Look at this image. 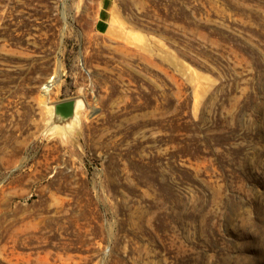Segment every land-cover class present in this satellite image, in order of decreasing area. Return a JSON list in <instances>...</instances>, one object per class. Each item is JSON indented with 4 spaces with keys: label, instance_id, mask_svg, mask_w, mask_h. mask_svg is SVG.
Masks as SVG:
<instances>
[{
    "label": "rangeland",
    "instance_id": "374dc122",
    "mask_svg": "<svg viewBox=\"0 0 264 264\" xmlns=\"http://www.w3.org/2000/svg\"><path fill=\"white\" fill-rule=\"evenodd\" d=\"M0 264H264V0H0Z\"/></svg>",
    "mask_w": 264,
    "mask_h": 264
},
{
    "label": "clouds",
    "instance_id": "9594fccd",
    "mask_svg": "<svg viewBox=\"0 0 264 264\" xmlns=\"http://www.w3.org/2000/svg\"><path fill=\"white\" fill-rule=\"evenodd\" d=\"M44 107L47 108V111L42 118L41 127L39 129V135L41 137L47 138L50 130L54 127L57 131L63 132L65 141L72 140L78 134L83 123V118L80 115L76 114L70 119L65 120L56 114L54 105H49L48 102L45 101ZM80 110H84V106H81Z\"/></svg>",
    "mask_w": 264,
    "mask_h": 264
},
{
    "label": "trees",
    "instance_id": "16d2710c",
    "mask_svg": "<svg viewBox=\"0 0 264 264\" xmlns=\"http://www.w3.org/2000/svg\"><path fill=\"white\" fill-rule=\"evenodd\" d=\"M243 109V107L241 108ZM240 109V110H241ZM187 120L186 117H182L181 115H179V118H178V122L180 124V128L184 125V122ZM194 124V123H193ZM179 132H182L181 130H179ZM192 141L188 142V141H184V142H179V145L180 147L184 148V149H191V151L199 154V155H202L201 154V151H202V146L203 144L199 143V140H196V139H191ZM188 144V145H187ZM205 145V144H204ZM208 145V144H206ZM220 147H224V145H219Z\"/></svg>",
    "mask_w": 264,
    "mask_h": 264
},
{
    "label": "bare ground",
    "instance_id": "6f19581e",
    "mask_svg": "<svg viewBox=\"0 0 264 264\" xmlns=\"http://www.w3.org/2000/svg\"><path fill=\"white\" fill-rule=\"evenodd\" d=\"M55 82H56V80L53 79V78H51L50 80L47 81V85H46V87H45L46 90H45L44 95L46 94L47 91L50 90V88H51L52 86H54Z\"/></svg>",
    "mask_w": 264,
    "mask_h": 264
},
{
    "label": "water",
    "instance_id": "95a60500",
    "mask_svg": "<svg viewBox=\"0 0 264 264\" xmlns=\"http://www.w3.org/2000/svg\"><path fill=\"white\" fill-rule=\"evenodd\" d=\"M70 104H71L70 102L67 103L66 107H67V108H70Z\"/></svg>",
    "mask_w": 264,
    "mask_h": 264
}]
</instances>
